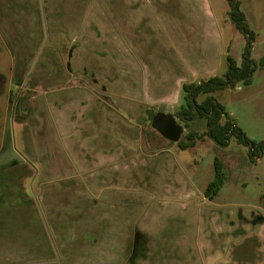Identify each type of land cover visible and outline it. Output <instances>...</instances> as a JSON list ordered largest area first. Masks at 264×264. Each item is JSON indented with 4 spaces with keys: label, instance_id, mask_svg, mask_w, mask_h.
<instances>
[{
    "label": "rangeland",
    "instance_id": "374dc122",
    "mask_svg": "<svg viewBox=\"0 0 264 264\" xmlns=\"http://www.w3.org/2000/svg\"><path fill=\"white\" fill-rule=\"evenodd\" d=\"M112 1L0 0V264H264V154L253 158L236 135L219 145L204 116L177 117L183 136H205L186 150L153 128L157 111L184 104V91L169 97L142 81L146 58L132 46L128 73L109 44ZM130 1L117 16L128 15L155 69L169 66L167 85L190 73L179 48L190 42L213 76L226 72L227 54L242 64L248 38L229 0ZM239 1L255 34L253 81L212 94L261 142L264 0ZM105 92L144 102L125 105L133 130L108 151L77 125L82 100ZM216 157L226 181L210 198Z\"/></svg>",
    "mask_w": 264,
    "mask_h": 264
},
{
    "label": "crops",
    "instance_id": "0c3cea01",
    "mask_svg": "<svg viewBox=\"0 0 264 264\" xmlns=\"http://www.w3.org/2000/svg\"><path fill=\"white\" fill-rule=\"evenodd\" d=\"M130 0H113L110 3L109 6V11L108 15L112 19V33L109 34L108 39H109V44L115 53V56L122 55V57H127L128 59L123 61V66L127 67L126 69L128 70V73L130 72V68L132 67L130 57L131 55V49L132 50H137L139 54H136L135 56H142L145 57L146 59L144 61L138 62V65L140 67V74L144 75V79L142 81H145L146 79L154 82L155 85H153V88H156V90L159 89H165L166 87L171 89V93L173 94L172 96L169 97H174L175 91L178 89V91L182 90L183 85L186 82H191L196 80L199 77L202 76H211L213 74V69L210 68L207 65H201L197 64L199 55H198V49H196V45L193 42H190L189 44L185 45H180L179 48L183 52L182 56L187 59V56L192 59V62L189 63L190 67V73L187 71L182 70V74L180 72L176 71L175 74L177 76L173 79L175 82L168 84V81L171 79L169 78V71L170 68L169 66L167 67L169 70L168 71H163L158 68L155 69L157 65L155 64V60L149 61L147 57L149 55H145L146 49L143 47V41L142 37L140 35L139 38L136 37V40L132 39L133 35L131 33L133 32L132 28V23L128 15H123L120 14L117 16L116 8L117 7H128L129 6ZM134 4V3H133ZM120 11V10H119ZM121 23V24H120ZM191 37V36H187ZM180 41L184 38H180ZM189 41V40H188ZM187 41V42H188ZM130 46L132 48L130 49ZM126 50V52H125ZM142 52V55L140 53ZM126 53V54H125ZM167 54V53H166ZM163 55L165 58L168 56ZM133 56V57H135ZM154 57L153 55H151ZM161 54L158 53V57H160ZM140 64H142L140 66ZM162 69V68H161ZM145 72V73H144ZM184 73H188L187 75H184ZM159 74V75H158ZM174 74V75H175ZM213 76V75H212ZM85 79V78H84ZM94 83V82H90ZM96 84V83H95ZM152 88V85H151ZM177 92V91H176ZM111 99H107L109 97H95L91 96L88 98H85V100H82V102L79 105V111H80V117L81 119L78 120V126H80V130L82 128L88 129L91 132V141H95L94 144L97 146V150H99L101 147L104 149V147H107L106 150L108 151L109 148L112 149L113 144L115 143L116 138L123 139L127 137L126 132L128 130V135L130 134V131L133 130L131 127L130 123L125 122V115L128 118L129 114L126 112L125 105H130L131 101H135L136 104L144 103L142 101H138L137 99H131V98H116L113 94L111 95L109 92H105ZM178 94V93H177ZM158 112V111H157ZM156 112V113H157ZM166 112H172V111H166ZM119 113L120 116L123 118V120L120 117L114 116L113 118H110V115H114ZM155 113V114H156ZM174 113V112H172ZM142 119V118H141ZM122 120V121H121ZM143 120H145V117H143ZM117 130V131H116ZM117 134V135H116ZM122 141H119L121 143ZM106 145V146H102Z\"/></svg>",
    "mask_w": 264,
    "mask_h": 264
},
{
    "label": "trees",
    "instance_id": "16d2710c",
    "mask_svg": "<svg viewBox=\"0 0 264 264\" xmlns=\"http://www.w3.org/2000/svg\"><path fill=\"white\" fill-rule=\"evenodd\" d=\"M230 15L235 26L244 32L248 38V46L245 58L240 65L237 59L227 54L228 68L223 75H214L203 78L199 81L186 82L183 85L184 104L175 112V115L187 124L199 116L207 119L208 131L207 136L214 139L221 146H228L230 139L236 135L238 142L248 145L250 153L253 156L264 154V140L256 142L250 138L236 123V120L226 110V107L212 93L234 87L239 82L250 84L253 81V75L256 70V61L251 58V47L254 41V31L246 21L245 12L241 8L239 0H229ZM205 94L203 100L200 96ZM202 136L197 130L191 129L186 132L178 145L181 149L186 150L194 147L198 139ZM226 181L224 163L219 157L215 159V176L209 182L205 191L206 195L214 198Z\"/></svg>",
    "mask_w": 264,
    "mask_h": 264
},
{
    "label": "water",
    "instance_id": "95a60500",
    "mask_svg": "<svg viewBox=\"0 0 264 264\" xmlns=\"http://www.w3.org/2000/svg\"><path fill=\"white\" fill-rule=\"evenodd\" d=\"M152 126L162 136L173 142H179L185 130L172 112L158 111L153 117Z\"/></svg>",
    "mask_w": 264,
    "mask_h": 264
}]
</instances>
